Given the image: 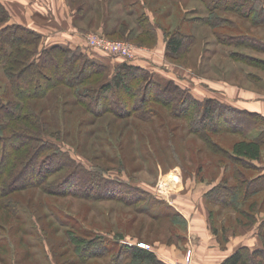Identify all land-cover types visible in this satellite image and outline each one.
<instances>
[{
  "label": "rangeland",
  "instance_id": "obj_1",
  "mask_svg": "<svg viewBox=\"0 0 264 264\" xmlns=\"http://www.w3.org/2000/svg\"><path fill=\"white\" fill-rule=\"evenodd\" d=\"M0 1L7 25L41 35L18 30L34 56L61 45L102 67L80 77V67L57 62L52 75H73L80 85L59 83L46 98L27 99L26 109L39 112L35 130L19 117L24 98L11 88L15 80L27 82L13 80L0 55V92L9 101L6 110L0 99V138L35 134L58 144L49 155L33 156L44 141L30 136L27 151L12 153L11 169L0 177V186L8 187L0 190V264L124 263L131 244L169 236L176 225L166 216H228L232 227L241 216L245 244L263 246L264 189L253 193L251 184L240 191L241 197L251 193L240 207L246 214L217 203L222 193H211L234 186L237 169L264 173V144L262 158L251 162L232 161L223 149L264 135V0H223L228 9L212 8L216 0ZM174 32L185 40L176 54L167 46ZM91 34L127 42L134 55L92 46ZM10 36L0 35V52L15 50ZM125 62L136 72L124 76L129 90L103 93ZM80 86L92 88L84 102ZM18 172L24 177L12 182Z\"/></svg>",
  "mask_w": 264,
  "mask_h": 264
},
{
  "label": "trees",
  "instance_id": "obj_2",
  "mask_svg": "<svg viewBox=\"0 0 264 264\" xmlns=\"http://www.w3.org/2000/svg\"><path fill=\"white\" fill-rule=\"evenodd\" d=\"M223 0H216L217 4L212 6V8H217L218 6H221L223 8H227L229 7V4H224L221 5ZM210 5V3H209ZM232 7V6H231ZM228 9V8H227ZM4 11V6L2 5L1 1H0V13L3 14ZM7 17L6 16H2L0 17V23L3 25L0 26V35L3 34V32H5V34L10 33L12 34V36H10L7 41V43H10L12 45L15 46V50H12L11 52H0L2 58H5V62H6V66H7V71H9L10 73L13 74V80L17 79V80H22V83L24 84L25 82H27L26 86L24 87V85H20L16 80L13 83V85L11 86L13 93L17 94V92L21 93L20 96H22V98H24V102L22 104V106L20 107L21 110H24V113H22V115H19V117L23 118L24 121H28L27 123H29V126H32L35 130H39L40 128V119H39V112L28 108L26 109L24 103H26L30 98L31 99H42V98H46L48 96V92L51 88L55 87L57 84L59 83H69L71 82V85H78V83L80 82H76L79 79H77L76 81H72V78L74 77L72 76H67L65 79L64 78H60V79H56L54 77V74L56 71L55 69H57L59 66L57 62H64L65 65L68 66V68L71 70L72 68L74 69L75 67H80V71L77 74L78 76H82V74H86V71H88L89 75H91V73L96 74L97 72H99L100 69H102L101 66H98L97 63L93 62L92 60L90 61V59L85 58H79V56H74L75 53L73 51H71V48L69 47H63L61 45H54L48 48H43V50H41L40 52L36 53V55L34 56V50H28L27 48H25L24 46H22L24 43H31L29 40H25L21 37V35H19L18 30L20 28H22L23 30H25L26 32L31 33L32 35H36V36H41L38 32H35L34 30H31V28H28L26 26H23L21 24H13V25H7ZM255 22H257V20L253 19ZM6 25H5V24ZM12 42V43H11ZM35 46V43H32ZM185 44V40L183 39V36L181 37L178 36L175 32L174 34L169 36V39L167 41V46L168 49L171 53L176 54L177 52L181 51V49L183 48ZM17 51V52H16ZM62 55L64 58L63 60L61 59ZM61 60H60V59ZM46 59V60H45ZM45 60V61H44ZM48 60V61H47ZM53 60V61H52ZM55 61V63H54ZM53 62V64H52ZM51 64V67H49V65ZM72 64V65H71ZM80 64V65H78ZM71 66V67H70ZM23 67V71L22 68ZM49 67V68H48ZM93 67H96L99 70H94L92 69ZM46 69H49V71H46ZM132 69V65L127 64L126 62L122 64V69H119V71H117V74L115 75L116 77V81L110 83H106L103 86V93H108L109 91L113 90L116 87H120L121 89H123L124 91L127 89L129 90V86H126L127 84L123 83V79L125 75L130 74L131 72H134L131 70ZM92 70V71H91ZM91 71V73H90ZM22 72V75H25L30 77L28 79V81H23V77L19 79V73ZM87 73V74H88ZM136 73V72H134ZM11 74V75H12ZM140 74V72H139ZM76 75V76H77ZM80 76V77H81ZM142 79L145 78L144 74L143 75H139ZM68 78V79H67ZM71 78V80H70ZM74 80V79H73ZM82 80H85V77H83ZM31 82V83H30ZM110 83V84H109ZM31 84V85H30ZM36 84V85H35ZM84 84V82H83ZM81 84V85H83ZM80 85V83H79ZM81 87L83 88V90L81 89ZM147 87V86H146ZM150 87V84H148V87ZM92 88H86L83 86H80L79 88L76 89L77 91V95L78 98L81 102H84L83 100V96L88 95L89 92L91 91ZM101 89V88H100ZM146 89V88H145ZM139 90V87H138ZM84 91H88V94H84ZM97 92V96H96V101L99 100V98L101 97L99 90L96 91ZM0 99L2 102V107H4L7 110V104L9 103L8 100H4L3 99V94H1L0 92ZM3 99V100H2ZM28 99V100H27ZM195 100V99H194ZM142 101H146V97L142 98ZM196 101V100H195ZM209 103H211L210 100H208L204 106L208 107ZM189 104H195V102L192 101L189 102ZM140 108V107H138ZM139 110V109H137ZM206 117V115H205ZM208 118V117H207ZM227 118V117H225ZM226 121V119L224 120ZM208 125V124H207ZM3 128V126H2ZM223 128L228 129V130H234V128L230 127V126H226ZM27 136V137H26ZM35 138L36 141L38 143H40L42 140L44 141L45 137L39 136V135H28V134H19L17 135L16 133L12 134L10 137H1L0 138V177L3 178V176L6 175L7 171H9L11 169L12 166V161H13V157H12V153L15 152H22L25 149V152L27 151L26 146L30 145V141L31 138ZM2 140V141H1ZM15 140L17 142V144L14 145V148H8L7 144L9 143V141H13ZM46 141H44V143L42 144H38V147L36 150H34V152L32 153V155L36 156L38 153L40 154V152L42 150L47 151L48 155L49 152L52 151L51 147H55L58 146V144H54L52 142H47L45 144ZM264 144V135L259 137V138H255V139H247V138H243L240 140H237L235 142H233L232 144V149H225V155H228L229 159H231L232 161H237V162H244V161H253V160H260L262 158V146ZM50 147H48V146ZM30 150V148H29ZM51 157V156H50ZM57 157V153H55L53 155V158ZM29 161V160H28ZM32 164V160L29 161V165ZM61 167V166H59ZM51 170V169H50ZM53 172V171H51ZM44 173V172H43ZM239 175V179H237V182L234 186L226 187V190L224 189V187H222V189H220L219 191H213L211 194L213 195V193L217 192V193H222V196H218L216 197L214 200L217 203L222 204L223 206H231L233 208H235L236 210L239 209V213H244L246 214V211H244L243 209L240 210V207L245 203V201L249 198V194L251 193H247L245 196H240L239 193L240 191L242 192H246L247 188L250 187V185H256V188L251 191L253 193H258L261 189H264V173L259 174L258 176H252V175H248L245 171L243 170H239L237 169V171L235 172ZM46 174L44 173L43 176H45ZM24 177V175H22V172H18L17 175H15L14 177H12V182L15 181L17 178L22 179ZM10 182V183H12ZM5 185L7 184L6 182L4 183ZM17 183H14V185ZM23 185H26L25 182H22ZM9 187V191H11V189H14L12 184H8ZM23 185H19L18 186H23ZM2 188L8 189V187H2L0 186V190H2ZM237 192H236V190ZM252 188V187H251ZM252 190V189H251ZM256 201V200H255ZM253 202L254 205L260 204V202ZM253 204H250V207L253 206ZM252 213V212H251ZM239 221L242 220V217L239 216ZM242 223V222H241ZM259 234L262 238L263 241V246L259 247V248H255V249H251L248 245H242L240 246L234 253H232L225 261L223 264H264V224L262 223L259 227ZM93 247V246H92ZM126 251H129L128 253L131 254L133 257H136L138 255H142L144 253V256L146 258H149L153 261L154 258V253L152 251H144V247H141L139 245L133 246L131 248H126Z\"/></svg>",
  "mask_w": 264,
  "mask_h": 264
},
{
  "label": "crops",
  "instance_id": "obj_3",
  "mask_svg": "<svg viewBox=\"0 0 264 264\" xmlns=\"http://www.w3.org/2000/svg\"><path fill=\"white\" fill-rule=\"evenodd\" d=\"M176 226L168 237L155 239L151 248L144 251L154 253L153 261L142 255L127 254L119 264H173L192 250L191 264H223L240 246L245 244V227L228 225V216H166ZM227 218V219H226ZM136 246L131 244V247ZM129 247V248H131ZM110 264H118L112 261Z\"/></svg>",
  "mask_w": 264,
  "mask_h": 264
},
{
  "label": "built area",
  "instance_id": "obj_4",
  "mask_svg": "<svg viewBox=\"0 0 264 264\" xmlns=\"http://www.w3.org/2000/svg\"><path fill=\"white\" fill-rule=\"evenodd\" d=\"M88 40L92 46L99 47L100 49H103L109 53L119 54L127 57L134 55V50L132 48V45H130L127 42L111 40L109 38L99 36L96 34H91L90 36H88ZM138 245L144 248H151L150 244L146 242H139ZM191 263H192V250L189 249L183 259L178 260L173 264H191Z\"/></svg>",
  "mask_w": 264,
  "mask_h": 264
}]
</instances>
